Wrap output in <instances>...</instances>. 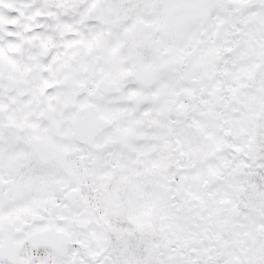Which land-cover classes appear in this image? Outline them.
I'll list each match as a JSON object with an SVG mask.
<instances>
[{
	"label": "snow or ice",
	"instance_id": "obj_1",
	"mask_svg": "<svg viewBox=\"0 0 264 264\" xmlns=\"http://www.w3.org/2000/svg\"><path fill=\"white\" fill-rule=\"evenodd\" d=\"M0 264H264V0H0Z\"/></svg>",
	"mask_w": 264,
	"mask_h": 264
}]
</instances>
